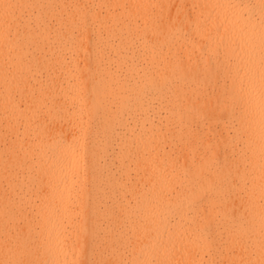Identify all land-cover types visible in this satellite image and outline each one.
Here are the masks:
<instances>
[{
    "label": "bare ground",
    "instance_id": "obj_1",
    "mask_svg": "<svg viewBox=\"0 0 264 264\" xmlns=\"http://www.w3.org/2000/svg\"><path fill=\"white\" fill-rule=\"evenodd\" d=\"M0 264H264V0H0Z\"/></svg>",
    "mask_w": 264,
    "mask_h": 264
}]
</instances>
